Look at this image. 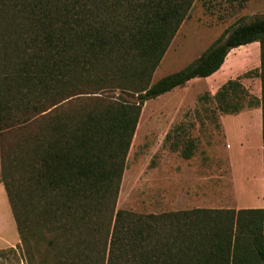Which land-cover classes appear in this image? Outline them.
I'll list each match as a JSON object with an SVG mask.
<instances>
[{
    "label": "trees",
    "instance_id": "trees-1",
    "mask_svg": "<svg viewBox=\"0 0 264 264\" xmlns=\"http://www.w3.org/2000/svg\"><path fill=\"white\" fill-rule=\"evenodd\" d=\"M194 1L0 0V136L37 127L22 147L29 154L12 159L23 166L21 192L0 172L27 257L67 249L85 259L101 246L102 264H264V208L116 211L145 102L212 75L252 42L260 43L261 98L245 104L249 92L235 79L205 97L224 113L261 106L264 157V16L225 30L187 67L152 82ZM77 95L92 105L76 115L61 108Z\"/></svg>",
    "mask_w": 264,
    "mask_h": 264
},
{
    "label": "rangeland",
    "instance_id": "rangeland-1",
    "mask_svg": "<svg viewBox=\"0 0 264 264\" xmlns=\"http://www.w3.org/2000/svg\"><path fill=\"white\" fill-rule=\"evenodd\" d=\"M260 16H264V0H195L154 72L152 82L187 67L225 30ZM253 47L231 50L224 69L219 72L235 69L231 76L243 83L250 95L243 96L245 104L251 97L261 98L260 56L248 59L245 56ZM212 80L211 77L206 82L195 80L145 102L127 155L116 211L161 214L197 207L227 209L233 204L235 183L219 120L222 112L217 101L205 97L207 93L214 96L223 81L211 86ZM119 94V91L110 92L113 96ZM91 103L86 97L77 95L65 101L61 108L76 115ZM18 117L28 116L20 113ZM36 131V124H18L0 136V156L4 157L1 177L17 192L24 188L23 166H17V160L14 163L12 159L19 158L22 152L27 153L28 148L24 151L22 147ZM190 141L193 142L192 157L185 159L181 153ZM26 153L24 158H27ZM5 235L13 245L0 239V249L6 250L0 256V264H102L101 246L85 259L72 260L67 249L36 250L27 257L19 248L18 231Z\"/></svg>",
    "mask_w": 264,
    "mask_h": 264
},
{
    "label": "crops",
    "instance_id": "crops-1",
    "mask_svg": "<svg viewBox=\"0 0 264 264\" xmlns=\"http://www.w3.org/2000/svg\"><path fill=\"white\" fill-rule=\"evenodd\" d=\"M249 45H253L254 47L251 52L246 53V58H252L256 55L260 56L259 42H252L240 47ZM228 55L218 71L208 77L192 79L188 83L195 80L206 82L205 80L211 77L213 78L211 86H216L222 81L225 84L228 80L234 79L231 75L235 73V69L228 68L223 73H219L224 69ZM218 73L219 75H216ZM219 120L225 134L227 156L229 158L231 175L235 183L236 199L227 209L264 208V157L261 106L246 107L238 112H222ZM3 188L5 189V186L0 182V239L5 244L12 246L13 241L8 239V237L6 238L5 234H12L16 230L18 231V229L17 225H15L16 221L7 191L5 189L4 192ZM4 235L5 238L3 237Z\"/></svg>",
    "mask_w": 264,
    "mask_h": 264
}]
</instances>
